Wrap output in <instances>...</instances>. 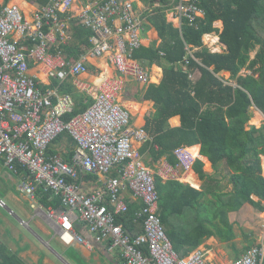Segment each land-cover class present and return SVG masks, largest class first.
I'll use <instances>...</instances> for the list:
<instances>
[{
    "label": "built area",
    "instance_id": "obj_1",
    "mask_svg": "<svg viewBox=\"0 0 264 264\" xmlns=\"http://www.w3.org/2000/svg\"><path fill=\"white\" fill-rule=\"evenodd\" d=\"M73 2L48 0L33 23L25 20L16 4L0 10V155L9 170L27 172L19 189L34 201V208L57 224L58 236L64 243L91 245L76 230L79 220L96 242H107L110 250H119L124 264H208L201 251L181 257L173 248L159 215L155 177L134 149V140L146 142L149 136L142 128H130V112L116 100L120 84L104 80L95 101L65 120L64 116L73 110L72 96L57 88H44L30 75L31 59L45 64L47 75L59 81L88 71L84 60H68L61 46L50 51L57 43L60 12L70 9ZM198 2L177 0L175 8L181 18L194 25L203 14ZM81 17L93 31L89 48L92 56L111 53L120 73L132 75L144 84L150 82L148 68L133 57L143 37L142 19L132 1L96 0L95 6L83 9ZM17 32L32 46L28 48L12 39ZM63 132L76 141L71 162L48 152L50 144ZM174 155L177 163L175 167L167 165L162 171L164 177H175L177 171L190 170L194 164L195 156L186 147L176 148ZM114 169L117 175L93 191H83L75 181L80 171L109 174ZM126 188L142 202L134 214L135 221L142 223V232L136 235L119 221L130 209L122 194ZM39 189L59 194L61 207L38 206L35 197ZM0 205H5L1 199ZM263 263L261 241L230 264Z\"/></svg>",
    "mask_w": 264,
    "mask_h": 264
},
{
    "label": "trees",
    "instance_id": "obj_2",
    "mask_svg": "<svg viewBox=\"0 0 264 264\" xmlns=\"http://www.w3.org/2000/svg\"><path fill=\"white\" fill-rule=\"evenodd\" d=\"M172 1L159 0L160 6L148 16L161 45L141 46L134 52L135 59L156 62L164 69L161 82L149 84L144 95L157 108L151 134L160 148L151 146L150 152L155 160L167 155L175 164L174 149L199 143L214 167L225 162L232 184L231 191H219L221 181L205 172L201 160L194 165L204 180L201 190L155 176L161 221L174 250L183 257L214 235L232 242L237 234L229 213L244 204L264 211V125L248 128L253 107L264 112V0H199L205 17L197 27L186 19L181 27L168 21L165 9ZM218 20L223 21L222 31L215 25ZM212 31L219 32L227 51L212 52L204 46L203 36ZM84 34L88 44L91 32ZM195 71L200 76L193 80ZM224 71L230 73L228 78L221 74ZM79 113L74 109L64 119ZM176 115L181 125L172 127L169 120ZM138 208L130 206L119 220L135 235L142 232V223L134 216ZM0 264L24 263L4 254Z\"/></svg>",
    "mask_w": 264,
    "mask_h": 264
},
{
    "label": "crops",
    "instance_id": "obj_3",
    "mask_svg": "<svg viewBox=\"0 0 264 264\" xmlns=\"http://www.w3.org/2000/svg\"><path fill=\"white\" fill-rule=\"evenodd\" d=\"M130 1L133 2L135 12L142 19V46L159 47L162 39L159 36L157 28L150 22L148 16L150 11L154 7L160 6L161 3L159 0ZM47 2L46 0H0V10L5 6L16 4L20 7L25 20L33 23L36 13ZM176 3L177 0H173L170 6L165 9L166 16L169 22L173 23L176 27H181L186 18H181L175 8ZM95 4L96 0H74L70 9L60 12L61 26L60 30L56 32L57 43L50 48V51L54 52L55 47L61 46L68 60H84L88 65V71L78 76L71 75L67 79L59 81L47 75V67L45 64L31 59L29 60L30 75L35 77L44 88H57L60 93L70 94L74 100L73 110H79L80 113L95 101L104 80L110 79L118 82L120 89L116 100L122 107L129 110L131 116L130 128H142L149 136V140L146 142L134 140V149L138 153L139 158L142 159L144 165L153 173L154 177L159 175L165 181L177 180L201 190L204 180L200 178L194 167L196 160H201L204 163L205 172L214 175L215 178L221 181L218 190L224 192L231 191L232 184L230 182L229 168L225 162L214 167L209 158L201 153V144L199 143L191 146L182 145L188 148L195 156L194 164L190 170L177 171V176L175 177H164L162 171L166 170L167 165L175 167L177 158L174 155L176 159V163L174 164L170 162L167 155L162 156L158 160H155L152 156L150 147L153 146L156 150L160 148L154 145L153 135L151 134L153 130L152 118L157 108L153 100L144 97L149 84H159L161 82L164 69L156 62L148 63L146 60L140 61L135 59L150 71V82L144 84L132 75L120 73L112 61L111 53L100 57L92 56L89 53L90 38L87 44L85 42L87 36H85L84 30L91 32V35L93 31L84 25L81 13L84 8L93 7ZM204 17L205 14L203 11V14H200L196 24L193 26L197 27L198 20ZM186 20L190 24L189 20ZM215 25L219 28V31H222V20H218ZM45 29L48 30L47 26ZM12 39L20 41V44H24L28 48L32 46L29 40L19 32L14 33ZM203 44L212 52L227 51V45L220 41L218 31L205 34L203 36ZM252 55L254 56L255 53ZM224 72L229 73L228 71ZM224 72L221 74L224 75ZM199 76L200 72L195 71L191 75V78L196 80ZM79 83H82L84 87H80ZM253 109L259 113H264L256 107H253ZM169 123L172 127L180 126V116L176 115L171 117ZM75 148L76 141L68 132H63L50 144L48 152L60 154L65 161L71 162ZM115 175H117L116 169L109 174L80 171L75 181L80 184L83 191L89 192L102 187L109 177ZM26 176L27 172L24 170L19 173L9 170L4 162V157L0 155V199L5 202L4 206L0 205V260H2V255L6 254L16 257L24 264H124L120 251L117 249L110 250L107 242H96L82 221L78 220L76 222V230L85 236L91 245L79 242L69 245L64 243L58 236L57 224L50 221L38 208H34L32 206L34 201L19 189V184ZM225 178H228L227 181H225ZM122 194L128 202L129 207H141V200L133 196L130 190L126 188L122 191ZM208 197L211 198V195H208ZM254 198L256 200L258 199L255 196ZM35 199L37 205L43 207V209L59 208L62 205L59 194L44 192L42 189L37 191ZM254 208L252 204L246 203L240 210L229 213L231 222L235 223V232L237 234V237L232 242L222 241L218 236L214 235L206 238L201 245L191 250L184 257L190 256L196 251H201L205 254L208 264H230L238 259L243 253L232 252L235 241L241 238L237 233L236 227L240 228V221L246 220L249 223L248 218H254L256 216ZM131 233L133 234V232ZM259 243L261 242H257L254 245Z\"/></svg>",
    "mask_w": 264,
    "mask_h": 264
},
{
    "label": "rangeland",
    "instance_id": "obj_4",
    "mask_svg": "<svg viewBox=\"0 0 264 264\" xmlns=\"http://www.w3.org/2000/svg\"><path fill=\"white\" fill-rule=\"evenodd\" d=\"M244 73L247 71H243ZM227 78L230 76L229 73H223ZM253 114L252 117L248 123V126L250 125H256L257 127H260L261 125H264V113H259L257 111L252 110ZM263 167H264V157H263ZM228 179V178H227ZM225 178V181H227ZM254 211L256 213V216L254 218L250 217L249 223L246 222V220H242L240 228L236 227L237 233L241 237L240 239H237L235 241V246L232 248V252L234 253H244L246 251L247 246H250L257 242H261L264 239V211L261 212L257 208H254ZM247 215V214H246ZM247 225L245 226V224ZM241 230H243L246 233H249L250 235L247 237L244 234H242ZM254 242V243H253Z\"/></svg>",
    "mask_w": 264,
    "mask_h": 264
}]
</instances>
